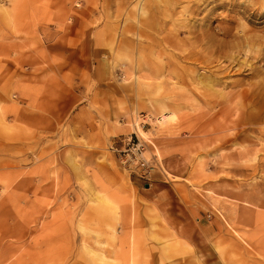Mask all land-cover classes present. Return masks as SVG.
Listing matches in <instances>:
<instances>
[{"label":"rangeland","instance_id":"1","mask_svg":"<svg viewBox=\"0 0 264 264\" xmlns=\"http://www.w3.org/2000/svg\"><path fill=\"white\" fill-rule=\"evenodd\" d=\"M0 264H264V0H0Z\"/></svg>","mask_w":264,"mask_h":264},{"label":"bare ground","instance_id":"2","mask_svg":"<svg viewBox=\"0 0 264 264\" xmlns=\"http://www.w3.org/2000/svg\"><path fill=\"white\" fill-rule=\"evenodd\" d=\"M151 119H152V118H151ZM144 120H145V119H144ZM155 120H156V122H158V124H160L161 122L165 121L166 118H165V119H162V118H160V116H159V117H158L157 119H155ZM140 121H141V120H140ZM137 122H138V120H137V118H136L135 121H134L135 126H136V130H137L138 128L140 129V127L142 126V125H141V126L139 127V124H138ZM142 122H143V120H142ZM154 122H155V121H154ZM159 122H160V123H159ZM134 123H133V124H134ZM144 123H145V122H144ZM144 123H142V124H144ZM133 124H132V125H133ZM133 130H134V129H133ZM136 130H135V131H136ZM137 131H138V130H137ZM138 132H140V131H138ZM137 136H139V134H137ZM139 138H140V136H139ZM142 139H143V138H142ZM135 154H136V153H135ZM128 158H130V157H128ZM138 158H139V157H138ZM139 159H140V158H139ZM129 160H130V159H129ZM131 160H132V159H131ZM131 160H130V161H131ZM135 160H136V159H135ZM131 162H132V161H131ZM138 162H139V161H138ZM131 166H132V165H131Z\"/></svg>","mask_w":264,"mask_h":264},{"label":"crops","instance_id":"3","mask_svg":"<svg viewBox=\"0 0 264 264\" xmlns=\"http://www.w3.org/2000/svg\"><path fill=\"white\" fill-rule=\"evenodd\" d=\"M31 70H32V68H31ZM31 70H30V71H31ZM46 86H47V85H46ZM46 86H45V87H46ZM160 118H161V117H160ZM162 119H163V118H162ZM168 119H169V116H168ZM168 119L166 118V120L163 121V123H165L166 121H168Z\"/></svg>","mask_w":264,"mask_h":264}]
</instances>
